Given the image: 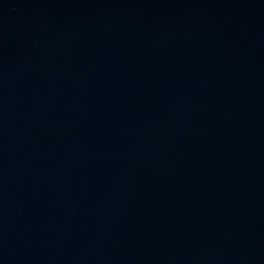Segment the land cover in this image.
Here are the masks:
<instances>
[{
  "label": "water",
  "instance_id": "1",
  "mask_svg": "<svg viewBox=\"0 0 264 264\" xmlns=\"http://www.w3.org/2000/svg\"><path fill=\"white\" fill-rule=\"evenodd\" d=\"M0 264H264V0H0Z\"/></svg>",
  "mask_w": 264,
  "mask_h": 264
}]
</instances>
